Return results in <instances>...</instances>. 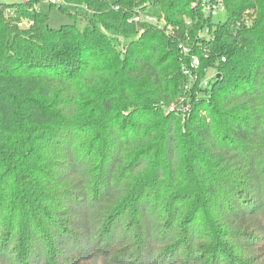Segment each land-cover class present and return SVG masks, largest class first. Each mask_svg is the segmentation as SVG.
<instances>
[{
    "label": "trees",
    "instance_id": "1",
    "mask_svg": "<svg viewBox=\"0 0 264 264\" xmlns=\"http://www.w3.org/2000/svg\"><path fill=\"white\" fill-rule=\"evenodd\" d=\"M37 1L0 2V264H253L264 0H223L226 20L194 0H63L87 9L60 29ZM138 6L174 32L129 23Z\"/></svg>",
    "mask_w": 264,
    "mask_h": 264
},
{
    "label": "built area",
    "instance_id": "2",
    "mask_svg": "<svg viewBox=\"0 0 264 264\" xmlns=\"http://www.w3.org/2000/svg\"><path fill=\"white\" fill-rule=\"evenodd\" d=\"M51 4H61L63 0H48ZM192 7L194 9L199 10L204 16L206 17H213L216 18L220 15L221 12H225V6L223 3V0H194L192 2ZM85 10L87 9V6H85ZM116 9H119V6L115 7ZM34 10H38L37 5L33 7ZM8 14L12 15L13 11L8 10ZM129 23H135V24H142V23H151L154 26L158 28H162L166 31V33H172L175 30V26L172 23H169L165 17H157L154 15H151L149 13H146L143 7L138 6L134 8V11L132 12L131 16L128 18ZM34 23L32 19L23 20L19 22V26H25L29 27ZM191 20L187 21V26L191 25ZM141 36V32L139 34V37ZM213 35H211V30L209 27L205 26L203 27L199 33L198 37L203 38L207 37V39H211ZM179 47L181 49V52L185 56H189V63L185 64L183 66L184 74L188 75L190 78V82H188L186 88L189 90L192 86V83L197 79L199 74V69L201 67V59L199 55L197 54H191L192 48L190 46L189 40L187 39L185 42H181L179 44ZM207 54V53H206ZM221 60L224 62L226 61V57L222 56ZM208 70L207 76L202 80L203 86H209L210 80L215 75V71L213 68ZM185 97H183L182 100H184ZM188 108V105H187Z\"/></svg>",
    "mask_w": 264,
    "mask_h": 264
},
{
    "label": "rangeland",
    "instance_id": "3",
    "mask_svg": "<svg viewBox=\"0 0 264 264\" xmlns=\"http://www.w3.org/2000/svg\"><path fill=\"white\" fill-rule=\"evenodd\" d=\"M27 0H0L3 3H14V2H22ZM40 11L46 15L49 25L54 29H60L65 24L77 23L79 27H83L85 25V19L83 18L85 14V7L83 5H73L66 4L65 8H61L58 6H51V3L48 0H38L36 4ZM217 19L226 20L227 13L221 12ZM208 69L206 70V74L208 73ZM250 247V246H248ZM248 251H246V255L252 258L253 264H264V237H261L257 245L254 247H250Z\"/></svg>",
    "mask_w": 264,
    "mask_h": 264
},
{
    "label": "crops",
    "instance_id": "4",
    "mask_svg": "<svg viewBox=\"0 0 264 264\" xmlns=\"http://www.w3.org/2000/svg\"><path fill=\"white\" fill-rule=\"evenodd\" d=\"M38 7V6H37ZM38 9H39V7H38Z\"/></svg>",
    "mask_w": 264,
    "mask_h": 264
}]
</instances>
